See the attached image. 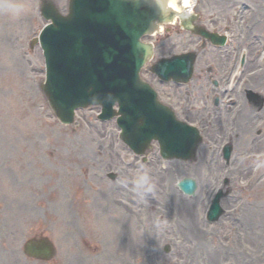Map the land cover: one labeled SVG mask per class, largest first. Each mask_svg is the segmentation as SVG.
Here are the masks:
<instances>
[{
    "label": "rangeland",
    "instance_id": "1",
    "mask_svg": "<svg viewBox=\"0 0 264 264\" xmlns=\"http://www.w3.org/2000/svg\"><path fill=\"white\" fill-rule=\"evenodd\" d=\"M55 1L63 9L60 1ZM229 1L231 2L225 7L227 0H202L203 4L200 9L202 16H244L242 11H238L243 9L241 5L237 4L236 0ZM256 1L252 0L256 9L259 10V15H261L264 12V0H260L259 4ZM27 2L28 0H22L19 5ZM34 7H37L35 3ZM21 14H24V12L21 11ZM37 15L39 14L35 13V16ZM45 23L46 21L41 16H38L33 33H23L20 27L15 32L17 39L15 55L17 54L18 58V70L14 75L17 78L20 75L23 79V83L17 81L19 85L17 87V95L13 92L15 88L12 89V87L7 85L10 65L5 64L2 58L7 68L2 65L1 67L4 70L0 73V137L14 136L17 125L12 123L7 116L10 112L7 99L15 96L17 102L14 108L15 114H22L25 117L26 113L23 112V108L31 109L34 113L33 136L35 141L43 146L49 145L46 130H55L57 136L64 139V145L60 147V151L63 154L70 152L74 148L78 155H89L96 163L92 167L93 175L89 178V182L84 183L86 180L81 181V178H69L68 176L52 178L53 186L50 192L42 194L43 202L35 208L34 213L30 214L42 216L41 218L46 220L45 210H47L55 218L53 223L44 225L41 222L30 226L25 223V219L19 218V221H16L11 215L0 218V264H39L27 259L23 252L25 240L36 233L48 235L56 244L58 256L49 264H66L64 261L66 256H73V259L76 256L81 257L75 261L72 260V264H89L82 257L86 253L94 255L103 250H106V255L108 254L107 250L110 251L111 257L109 259L111 264H159V260L163 264H170L172 262L171 259L163 258L162 261L161 257L169 256L165 252V247L168 245L171 247V252L181 254L176 250L175 243L160 242L154 223H151L154 229L151 232L158 244L157 250L154 251L156 249L154 248L155 246L146 244L137 223L134 222L137 218H132L128 213L130 207L133 209L139 206L129 203L127 198L122 195L124 193L126 196L129 189L125 187L124 182L135 187L133 179L139 178L142 174L141 169L144 168L147 174L149 169L154 173L155 171L159 172L158 162L161 160L160 155L157 154L155 156V153H153L149 157L150 162L143 165L141 160L136 158V155L120 140L119 129L115 121L104 124L98 122V108L79 111L73 126L62 125L55 119L39 88L45 77L41 52L36 47L35 54H28V52L30 53L29 40L37 34V31ZM164 35L166 36V33ZM182 37L184 36L177 37L175 47L177 51L184 50L189 46L186 43L182 42L180 44L178 42ZM158 56L159 54L156 53L155 58ZM21 57L24 59L21 60ZM31 61L35 70L29 68ZM262 73H264V70ZM146 78L158 87L149 76H146ZM26 84L30 85L29 89H33L35 93V98L27 99L28 101L24 98V96L26 97V90L23 85ZM186 94L185 90L182 89L174 96L175 102L182 100L181 106L185 107V109L183 110L175 105L174 107H176L177 111H181L184 114L185 117L179 114L182 118L191 122V95L187 97ZM163 100L170 103L165 98ZM260 115L264 116V113H260ZM104 148L105 151L103 150ZM174 162L168 163L169 168L173 167ZM128 163H130V166L125 167ZM182 166L186 170L183 176H194L191 172V163L182 162ZM145 167L148 169H145ZM262 171H264V166L260 167L255 178L250 176L229 178L233 183H230L231 186L228 187L231 189L230 195L223 200L226 216L218 223L211 225L212 228L210 227L211 229L205 232V237L210 239L211 251L213 250L215 255L221 258H217L219 260L217 263L219 264H264V216H262L263 220L260 218L261 223L256 222L250 233L246 230L244 218L242 217L246 214L248 208L254 209L253 203L264 200V173ZM0 172L2 173L0 178V202L10 204L15 196L14 187L10 183V180L12 178L16 179L15 176H17L15 166L13 163L4 165L0 156ZM112 172L118 175L119 179L116 182H113L109 177ZM83 176L84 178L89 177L87 172ZM82 183H84L88 192L86 198H84L86 193L82 191ZM114 183L119 184V188H122L121 192H116L113 188ZM91 184L97 185V192L92 190ZM164 186H155L153 192H161L158 196L166 202L165 193H163ZM174 186L177 187L176 182ZM203 187L204 193L208 185L204 184ZM200 189L202 190V186H200ZM100 190L113 191L120 201L115 207L123 209V211L116 213V210H110L106 199L101 196ZM138 197L142 200L139 195ZM126 205L127 208L124 209ZM86 206H88L89 214L84 216L83 207ZM84 217L87 218L85 219ZM84 222L96 225L98 231L94 237L97 241L94 239L90 240L87 237L90 234ZM166 224H171V222ZM236 228H240V231H236ZM68 245H70L69 248ZM80 246L85 252L80 249ZM193 246L194 244L192 243L191 247ZM152 252H157L159 258L152 255ZM192 253L193 255H200L204 253V250L195 248ZM177 262L180 261L177 260ZM105 264L108 263L106 262Z\"/></svg>",
    "mask_w": 264,
    "mask_h": 264
},
{
    "label": "bare ground",
    "instance_id": "2",
    "mask_svg": "<svg viewBox=\"0 0 264 264\" xmlns=\"http://www.w3.org/2000/svg\"><path fill=\"white\" fill-rule=\"evenodd\" d=\"M13 1L14 0H5V12L9 16H18L20 26H24L25 24L32 22L34 18L33 16H28L29 11L25 10L24 14H21V11L18 9L17 5H12ZM168 3V6L173 7L177 10H179V8H182L181 6L176 4L175 0H169ZM11 43H13L11 36L1 37V44L3 47H9ZM14 58L15 57H13V60ZM226 71L227 66L223 65L222 73L226 74ZM12 81L15 89H17V81L19 83H23L20 75L18 76V80L16 77H14V80L10 79V82ZM259 83L260 81L256 82V84ZM23 86L26 90L25 94L27 98L24 96L25 100L28 101L27 99H34L35 93L33 89H29L30 85L26 84ZM7 102L10 108V112L7 116L12 123L17 125V127L14 131L13 137H0V156L3 159L4 165H8L10 163L14 164L17 176H15L16 179L12 178L10 180V183L13 185L15 191L13 201L10 204H4L0 202V218L8 217V215H11L16 221H19V218L25 219V223L29 224L30 226H34L41 222L44 225H49L50 223H53L55 221L54 216L49 211L47 212V210H45V213L47 215L46 220H43L41 218L42 216L40 217L38 215H32L30 213H34L35 208H37L38 205L43 202L42 194L45 192H50L52 178L68 176L69 178H81V181L89 180V178H91V176L93 175L92 167L96 162L89 155H78L74 148H72L70 152L63 154L60 151V147L64 145V139L62 137H58L55 130H46V135L49 138V145L43 146L39 142L35 141L33 136V111L31 109L23 108V112L26 113L25 117H23L22 114L14 113V108L17 105L15 96L9 97L7 99ZM221 121L224 122V117L221 119ZM240 123H242V127L239 130L241 138H245L246 142L252 141V144L247 145V143H245L243 147H252L250 151H254L255 153H264V140H261L262 143L251 140L250 136L253 137V134L250 133L249 129L245 128V126L255 124V121L251 118V115L245 114L243 120L241 119ZM221 127L222 125L219 126V129H221ZM103 150L105 151V148ZM242 152L247 153L245 151ZM244 163H246L248 167V171L245 177L250 176L251 178H255L257 173L253 170L252 162L244 160L242 154L237 156L235 170H241V167ZM85 172H87L89 176L88 178H84L83 174ZM185 172L186 170L183 168L181 163H174L173 167L170 168L165 174H160L156 171L154 173L152 171L150 177L154 185L162 186L164 184H167V188L171 191L170 187H174V183L180 180ZM191 172L195 175L199 186L202 183L209 182L203 180V178L205 177H203L198 172L197 165L191 167ZM1 177L2 173L0 172V178ZM222 177H225V174L221 173L219 175V178ZM225 178H229V176H226ZM232 183L233 182L231 181V184ZM231 184L228 185V187L231 186ZM224 189H226V187H224L223 190ZM102 195L106 199L107 206L110 210L123 211V209H116L115 207L118 203L116 194L112 193L111 191H105L102 192ZM174 196L175 202L177 204L178 218L180 220V227L183 235L187 239H190L191 236L195 239L201 236H205L206 233L201 229V225H199V222L196 219L195 212L196 205L201 204L202 192H198L195 195V198L187 200L176 188H174ZM253 204L255 206L254 209L248 208L246 214L242 216L244 218L246 230L249 231L248 233H250L254 228L256 222H260V218L264 216V200L258 201ZM154 208L156 212L158 211V214L161 216V218L168 217L167 207L163 199L159 198L157 200V203L154 204ZM128 211L131 212L130 216L143 215V212L136 208ZM84 218L86 219L87 217ZM84 223L89 231L90 236L93 238L96 235L97 230L92 223ZM154 223H156V221ZM250 225L252 226V228ZM161 238L163 237L161 236ZM167 238L171 239V235L168 234ZM69 246L70 245H68V248ZM206 247L208 246L206 245ZM208 251H210V257L213 260L214 264H216V260L218 257L215 255L213 250H209V247ZM95 259L105 264L109 261V256L106 255V252H102L97 257H93V260ZM66 260L72 262V259H70L69 257H66ZM170 264L174 263L170 262ZM190 264H197V262L196 260H192Z\"/></svg>",
    "mask_w": 264,
    "mask_h": 264
},
{
    "label": "water",
    "instance_id": "3",
    "mask_svg": "<svg viewBox=\"0 0 264 264\" xmlns=\"http://www.w3.org/2000/svg\"><path fill=\"white\" fill-rule=\"evenodd\" d=\"M73 16H69L68 18H63V17H60V16H53V21H54V26H59L61 24H66V23H71L73 22V20H70ZM57 30H60V28H58ZM139 48L141 49V52L143 53V51L146 49L142 44H139ZM149 55V52L145 51L143 56L141 57L144 61L146 60L147 56ZM138 72H139V68L137 66L136 68V83L139 87H144L142 84H141V80L139 79V76H138ZM44 89L49 97V100L51 102V105L53 106L55 112L57 113V115L61 118V120L63 122H72L73 121V118H72V115L71 114H68L69 111L73 108L72 106H70L69 110H65L63 109V107L59 104H57L54 100V96L52 95V88L50 85H48V83L44 86ZM145 89H147V87L145 86ZM157 103V104H156ZM85 104V103H83ZM156 106L159 107V108H162V109H166L164 106H162L161 104H159L156 100L155 102ZM159 104V105H158ZM167 110V109H166ZM169 111V110H167ZM171 112V111H169ZM173 115V114H172ZM174 116V115H173ZM144 119H142L138 125L136 126V128H133L134 129V133H129V132H125L124 134V138L127 142L129 143H132V141L136 138V135L138 134V132L143 128L144 126V122H143ZM172 120L175 121V118L172 117ZM121 122H125L127 123L128 120L126 119V117L122 116L121 119H120ZM145 144V143H144ZM167 147L162 144V151L164 152L165 156H168L167 153H169V151L166 150ZM193 182V181H192ZM194 183V182H193ZM191 184L190 181H183L180 185L183 187H188L189 185ZM195 184V183H194Z\"/></svg>",
    "mask_w": 264,
    "mask_h": 264
},
{
    "label": "clouds",
    "instance_id": "4",
    "mask_svg": "<svg viewBox=\"0 0 264 264\" xmlns=\"http://www.w3.org/2000/svg\"><path fill=\"white\" fill-rule=\"evenodd\" d=\"M154 190V185L151 181L150 176L145 172L139 176V178L135 182L134 191L143 198L145 195L152 193ZM161 222H156V227L160 228Z\"/></svg>",
    "mask_w": 264,
    "mask_h": 264
}]
</instances>
